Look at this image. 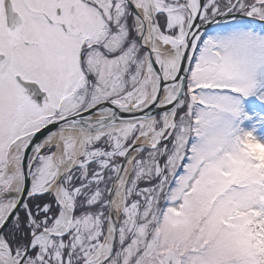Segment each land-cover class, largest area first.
<instances>
[{
  "label": "snow or ice",
  "instance_id": "1",
  "mask_svg": "<svg viewBox=\"0 0 264 264\" xmlns=\"http://www.w3.org/2000/svg\"><path fill=\"white\" fill-rule=\"evenodd\" d=\"M0 264H264V0H0Z\"/></svg>",
  "mask_w": 264,
  "mask_h": 264
}]
</instances>
